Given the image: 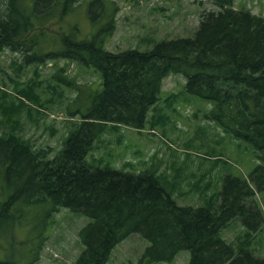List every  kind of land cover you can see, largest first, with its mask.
Segmentation results:
<instances>
[{"label": "trees", "instance_id": "obj_1", "mask_svg": "<svg viewBox=\"0 0 264 264\" xmlns=\"http://www.w3.org/2000/svg\"><path fill=\"white\" fill-rule=\"evenodd\" d=\"M82 1L0 0V54L10 48L28 62L64 58L102 76L100 88L87 93L86 109L75 108L80 120L56 155L15 132L0 133V225L6 227L0 236L8 239L17 223L66 207L90 219L79 231L76 264H107L134 232L149 241L141 259L148 264L170 262L181 250L190 251L189 264H264V257L221 236L235 218L251 231L264 220L254 199L264 189V16L236 7V0H211L218 7L201 13L193 36L163 39L149 50L112 51L106 42L116 28L114 0H89L97 24L89 36L72 25L48 30ZM170 73L184 74L188 92L212 101L209 117L250 144L261 161L247 177L226 174L216 206L178 204L154 172L87 160L108 123L144 127ZM74 86L79 98L84 89ZM0 264L33 263L7 256Z\"/></svg>", "mask_w": 264, "mask_h": 264}, {"label": "rangeland", "instance_id": "obj_2", "mask_svg": "<svg viewBox=\"0 0 264 264\" xmlns=\"http://www.w3.org/2000/svg\"><path fill=\"white\" fill-rule=\"evenodd\" d=\"M114 1L118 7L116 28L106 42L112 51L149 50L163 39L193 36L201 13L218 7L211 0ZM88 2L77 4L48 30L72 25L78 26L81 37L89 36L97 24L88 13ZM235 6L264 16V0H236ZM101 79L99 71L71 60L28 62L21 51L5 48L0 54V133L15 132L56 155L80 120L75 108L86 109L87 93L100 88ZM75 82L84 89L79 98ZM186 82L182 73L168 74L144 127L108 123L91 145L87 160L126 171L154 172L178 204L216 206L224 176L230 172L247 177L261 161L250 144L209 117L213 102L188 92ZM254 199L264 217V189L256 191ZM35 216L26 225L17 223L8 239L0 236V258L76 264L83 248L79 231L90 219L66 207ZM5 228L1 223L0 233ZM32 236L38 239L29 247ZM221 236L237 250L245 247L264 257V220L258 230L251 231L235 218L221 230ZM148 244L140 233H131L113 248L107 264H148L141 261ZM190 258L189 250H181L174 260L154 264H189Z\"/></svg>", "mask_w": 264, "mask_h": 264}]
</instances>
